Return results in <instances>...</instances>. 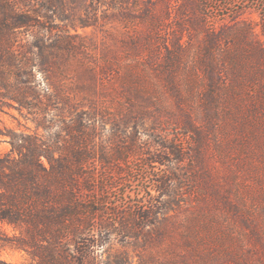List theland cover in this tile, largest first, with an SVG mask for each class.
Instances as JSON below:
<instances>
[{
  "label": "trees",
  "instance_id": "1",
  "mask_svg": "<svg viewBox=\"0 0 264 264\" xmlns=\"http://www.w3.org/2000/svg\"><path fill=\"white\" fill-rule=\"evenodd\" d=\"M210 11L0 0V114L26 122L0 128V244L34 264H127L109 247L128 240L177 245L171 264H264V25ZM100 20L121 36L95 53L77 29Z\"/></svg>",
  "mask_w": 264,
  "mask_h": 264
},
{
  "label": "rangeland",
  "instance_id": "2",
  "mask_svg": "<svg viewBox=\"0 0 264 264\" xmlns=\"http://www.w3.org/2000/svg\"><path fill=\"white\" fill-rule=\"evenodd\" d=\"M230 3L229 6H224V3ZM204 0V2L214 8V11H210L214 18V22H229L235 18V21H247L255 25V29L259 31L260 27L264 25V3L261 0ZM77 33L84 39V44L92 46L93 52H101L105 46L114 47L117 38L121 36L120 25L115 20L105 21L100 20L98 26L95 28L77 29ZM74 63H71L67 67V72L74 70ZM163 118V117H162ZM154 118H145V127L150 128L153 125ZM26 122L19 116L18 112L14 109H6L4 113L0 114V128H6L7 130L21 131L23 125ZM30 128L32 125L27 123ZM7 138L0 136V155L7 153L10 149L9 144L6 141ZM45 163V162H44ZM46 165V163H45ZM252 181V179H249ZM248 184H242L243 194L248 191ZM251 193L253 187H257L252 184ZM129 190L134 194L139 193L138 186H128ZM253 196V193H252ZM183 214V210H173L164 213V218L159 216L158 224L163 225V219H169L172 221L178 220ZM6 233L11 234V229L3 227ZM172 240L177 239L176 233L170 235ZM109 253L116 255L119 258L125 257L127 264H171V259L176 254H181V249L177 248V245L172 248H163L160 244L152 246H142L141 242L128 240L127 243H120L114 241L109 247ZM176 260V258H175ZM0 264H34L29 256L21 250H17L11 247L3 246L0 244Z\"/></svg>",
  "mask_w": 264,
  "mask_h": 264
}]
</instances>
